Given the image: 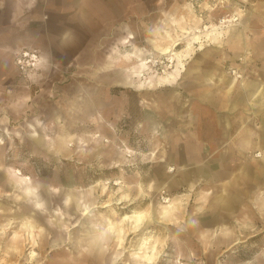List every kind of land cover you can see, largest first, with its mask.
<instances>
[{"label": "rangeland", "instance_id": "obj_1", "mask_svg": "<svg viewBox=\"0 0 264 264\" xmlns=\"http://www.w3.org/2000/svg\"><path fill=\"white\" fill-rule=\"evenodd\" d=\"M233 1L90 0L106 34L92 56L58 72V81L48 79L47 65L34 69L31 57L22 53L26 46L40 47L45 36L61 33L69 17L79 20L81 0H36L32 19L0 21V264H60L65 247L64 264H113L108 252L84 243L79 255L71 244L60 246V240L66 235L73 240L78 228L85 234L97 224L102 230L107 219L121 224L124 215L139 210L147 213L146 220L137 234L128 235L129 244L140 236L157 240L163 251L160 264L170 262L167 251L180 250L186 264H264V96L245 98L254 91L251 85L263 89L264 65H249L248 59L236 65L235 38L184 56L182 62L188 63L182 77H157L153 88L128 79L129 62L110 63L130 50L122 39L131 24L140 33L133 40L158 53L148 40L149 27L140 21L152 25L157 20L168 27L170 15L181 14L191 23L200 19L203 28L232 14L218 16L225 9L217 8ZM262 1L256 0L255 10H264ZM172 27L165 30L170 33ZM220 30L222 36L226 28ZM199 34L192 42L196 51L201 40L211 42L209 35ZM255 57L263 58L264 49ZM158 60L151 62L153 74H176L168 55ZM238 73L247 82L221 93L224 78ZM218 94L225 103L220 104ZM211 96L219 102L216 111L206 105ZM188 149L206 156L221 153L215 160H222L226 176L218 181L195 173L197 178L187 184ZM177 164L184 166L178 169ZM21 176L28 178L21 181ZM207 190L212 193L198 194ZM70 192L74 198L67 203ZM176 197L181 201L174 212L162 216L159 209L166 199ZM86 203L89 214L82 207Z\"/></svg>", "mask_w": 264, "mask_h": 264}, {"label": "crops", "instance_id": "obj_2", "mask_svg": "<svg viewBox=\"0 0 264 264\" xmlns=\"http://www.w3.org/2000/svg\"><path fill=\"white\" fill-rule=\"evenodd\" d=\"M35 2H36V0H35ZM35 2H33V0H0V21L2 22V19H4V17H5L8 20H10V22L17 24V23H20L19 21H21V20L28 19V18L32 19L33 15L29 14V13H31L30 9L32 7H34ZM255 3H256V0H252V1H250V0H234L233 3H231V4L229 2L224 4L225 7L224 6L218 7L217 9H222V11L225 9V11L220 12L218 14V16L221 14H224V13H237L240 16L241 22L233 24L231 26H228L226 28L225 32L223 33L224 35H222V36L221 35L216 36L215 32L211 31L210 29H208L209 31L207 30L206 32L201 31L204 35L200 34V35H203L202 37L209 35L208 39H210V41H211L210 42L211 45L208 44L209 46L219 45L226 38H231V39L235 38V40L237 41L236 43H238V44H235V47L237 50V53L235 54L237 56L236 63H235L236 65H237V62L239 61V59L241 60V63H243V61H246V59H248L247 62H249V65H262V64L264 65V63H263L264 57L263 58L255 57L257 54L260 53V51L262 49H264V26H261L262 24H264V10H261V11L255 10V7H253V5ZM262 3H264V0L262 1ZM3 11H5V12H3ZM161 18H160V20H162ZM170 18H171V21H170V25L168 27L165 25L164 26L161 25L157 20H155V22L152 25H149L148 22H146L144 20L139 22L140 25L149 27L148 28L149 29L148 40H149V42H151L152 49H158L159 50L158 53H153L151 50L147 49L146 47H141L136 40H133V39H136V37H138L140 33L137 31V29H135L134 25L131 24L130 27L132 28V30H130L128 32V35L122 39L123 42H129L131 48L125 54L122 53L120 55L122 58L118 57V58H116V60L114 59L115 61L113 60L114 62L111 60L110 61L111 65H114L116 63L127 64L129 62V65L126 66L125 71L127 73L128 79L131 82L138 81L139 85L143 88H148V87L153 88V87L157 86V82H156L155 78L158 77L161 79L164 75H158V74L149 75L150 74L149 73L150 68L144 67L143 63L139 62V60H137L134 57V54H135L134 52L141 53L142 57H144L148 60L151 59L152 61H154V60L156 61V60H158V57L160 56V54L168 55L167 51L170 49L173 50L175 48V46H176L175 44H177L178 40H181V41H179L180 43L181 42L184 43L185 41L187 42V39H188V43H190V42L192 43L194 41V39L196 38V36H198V35H196L197 34L196 29L201 27L200 26V23H201L200 19H195L194 23H191V22H189V18H187V16L181 15V14L180 15H170ZM167 22L169 23V21H167ZM177 25H179L178 27L180 29L176 27ZM172 26L173 27L175 26V28L173 29ZM17 27H18L17 29H19L20 26H17ZM137 27H139V26H137ZM169 27H172V29L170 30V33H168L169 30H165V28L168 29ZM213 27H215V25H213ZM155 30H157V31H155ZM231 30L235 31L234 36H233V34H231ZM260 30H262V31H260ZM210 32H213V33H211V35H210ZM221 32H220V34H221ZM17 33L18 32H16V34ZM210 36H212V38ZM225 42L229 43L227 41H225ZM204 44H205V42H204ZM237 45H239L240 47H238ZM206 46H207V44H206ZM206 46L203 50H205L207 48ZM176 49H178L177 46H176ZM230 49H232V48H230ZM26 51H28V50H26ZM198 52H201V50L199 49V50H197L196 53L193 52L192 54H198ZM226 53H227V51H226ZM252 53H253V55L251 56L250 54H252ZM151 54L153 56L152 58H150ZM145 55H146V57H145ZM248 55L250 56L249 58H247ZM28 56L31 57L30 63H32L31 64L32 67L34 66V69H43L46 66V57L40 51L33 49L31 52H29ZM41 58H42V60H40ZM178 61H179V59L176 60V64L174 66L176 74L173 71H169L170 75L164 76L161 80H166V79L170 80L171 78L175 79L176 77H178L177 75H179V77H182V72L186 70V65H187L186 63H188V62H185V63L182 62V64H179ZM176 65H177V67H176ZM132 68H135L137 70V72L133 74ZM143 78H144V80H143ZM210 79L211 80L214 79V74H211ZM224 79H225V82H224L225 89H223V91L221 93L226 94V95L231 90V88L235 86L236 83L245 84L247 82V81H245V77H242V78L238 77L237 78V76H234V75L231 76L230 79L229 78H227V79L224 78ZM197 81H198V83H200V82L205 83V81H201V79H197ZM218 82H219V80H218ZM251 86H252V89H254V91L253 90L250 91V96L249 95L245 96V98L246 97L250 98L251 96H257V95H258V97L264 96V87H263V89H261L260 85H259V87H256L255 85H251ZM211 93H212V91L210 90V94ZM207 94H208V88L204 86V97L205 98H206ZM223 94H222V96H221V94H218L219 97L221 96L220 102H221V100H223ZM212 98H213V96H211V100L209 101V104H208V101L206 102L207 103L206 105H209V108H213L216 111V110H218L217 106H219V102H214ZM242 102L244 104L245 103L248 104L249 100H248V98L243 99ZM223 103H225V102H221L220 104H223ZM213 114H215V113H213ZM220 124L221 123H219V125ZM189 146H194L195 148L200 147L196 143H190ZM187 151H188L187 155H184L186 158L185 160L187 161L186 164H189V165L185 166V168H184V171H186V173H187V174L185 173L186 174L185 179L187 181V184L192 180V176L197 178V176H195L197 174H198V176L200 175V176H204V177L210 176L211 179L218 180V181L222 180L226 176L225 172L227 171V169L221 163L222 160H220V162L218 160H215V159L220 158L222 156L221 153L219 154L220 157H218L217 154L216 155L215 154L210 155V153L208 156H206V153H203L201 150H195L194 152H191L190 149H188ZM207 158L210 160H208ZM201 161H203V162L205 161L202 166L195 165V162H201ZM183 166L184 165L177 164L176 167L178 169H181V168H183ZM195 173H197V174H195ZM183 177H184V175H183ZM196 183H197V180L194 181V183L191 186H189L190 190H193L196 188V187H194V185ZM210 192H211V190L200 191V192H198V194H201V193L209 194ZM111 221L112 220H110V219L105 220V223H104L105 225L102 227V230H100L101 229L100 225L96 224V226H94L93 228H96L97 234L95 233L93 236H89L88 234H86L87 228L85 229L86 235L84 234V232L82 231L81 228H78L76 231V234H75L76 236L73 238V240L69 241L68 235L63 236L62 239L60 240V246H62V245L66 246L67 244H71L72 247H75L76 252H78L79 255H81V251L83 250L82 247H83L84 243H87L90 247L96 248L98 251L108 252L110 255H112L111 259H112L113 264H118L119 261L123 260V259L124 260L126 259L125 264H150V262L147 261L145 256L143 254H141L140 250L138 249L139 245L142 243V238H147V237L140 236L138 238V240H136L134 243L129 244L130 234L132 232L137 234L138 231H140V230H137L138 225L135 223L134 224L129 223V225H126V227L128 228L127 230H128L129 236L127 235L126 242H125V246L127 248V250L125 252L126 254L122 256L121 254H119L121 252L120 251L121 248L118 245V234L112 232V230H110V229L108 231V225L107 224H108V222H111ZM112 222H114V221H112ZM117 223L118 224H116V222H114L116 227H119L121 224H119L120 222H117ZM140 227H139V229H140ZM134 228H135V230H133ZM157 242L158 241L156 240V244L158 246V249L160 250V255L156 259L155 264H160V263H158V261H159L160 257L162 256L163 251L161 250V248L159 246L160 244H158ZM112 244H113V246H112ZM136 244H138V245L136 246ZM134 245L136 247H134ZM67 248L69 249L68 250L69 252H73V251L75 252V250H73L71 247L70 248L67 247ZM53 249H54L53 246H51V252ZM63 250L60 249V256H59L60 264H64V261H63L64 259L61 256H62V254H64L66 247ZM166 254H167L166 259L170 260V262H168L167 264H178L177 259L181 260V256L183 255L181 250L178 252L177 251L176 252L175 251H167ZM78 257L79 256L75 253L73 258L76 259ZM164 258L165 257L163 256V259ZM159 262H162V258H161V261H159ZM181 262H183V261L181 260ZM183 263L186 264L185 262H183Z\"/></svg>", "mask_w": 264, "mask_h": 264}, {"label": "clouds", "instance_id": "obj_3", "mask_svg": "<svg viewBox=\"0 0 264 264\" xmlns=\"http://www.w3.org/2000/svg\"><path fill=\"white\" fill-rule=\"evenodd\" d=\"M89 3L90 0H81L79 20L73 22L69 17L61 33L51 37L45 36L40 47L26 46L28 51L22 53L27 57L33 49H39L46 57V75L50 81H58V72H65L69 65L79 62L82 57L92 56L97 43L106 34L105 25L89 7ZM44 19L47 20V16H44ZM2 77L3 75H0V78Z\"/></svg>", "mask_w": 264, "mask_h": 264}, {"label": "bare ground", "instance_id": "obj_4", "mask_svg": "<svg viewBox=\"0 0 264 264\" xmlns=\"http://www.w3.org/2000/svg\"><path fill=\"white\" fill-rule=\"evenodd\" d=\"M238 16L239 17V14L237 13H232L231 15H229V20H227L228 22L227 23H213L211 26L207 25V26H204L203 28H197L196 31L197 32H206L208 29H210L211 31L215 32L216 36H220V29L222 28H227L228 26H231L233 24H236L235 23V18H238L236 17ZM226 21V20H225ZM224 21V22H225ZM241 22V21H240ZM213 25H215V27H213ZM157 31V30H155ZM209 31V30H208ZM213 32H210V35L211 33ZM191 34V33H190ZM197 35V34H196ZM200 35V34H199ZM204 35V34H203ZM224 35V34H223ZM199 37V36H196V38ZM212 38V36H210ZM215 37V36H214ZM216 38V37H215ZM168 39V38H167ZM183 39V38H182ZM204 39V38H203ZM210 40V39H209ZM156 41V40H155ZM167 41V40H166ZM199 41V40H198ZM214 41V40H213ZM202 44H201V47L199 48L201 51L205 48L206 46V43L204 45V41H202ZM151 43V42H150ZM180 42H177V44H175L176 46L179 45ZM167 44V43H166ZM197 47L200 46V43H197ZM208 44L211 45L210 42H207V46H209ZM165 45V44H164ZM166 46V45H165ZM176 46L173 50H166L168 53V56L172 59V65L171 67L175 66L176 64V60L179 59V64H182V60L186 59L184 58V56H189L191 57L192 53H196L197 51L195 50V44L194 43H188L186 44V46L182 49H176ZM172 47V46H171ZM165 49V48H164ZM139 51V50H138ZM134 52V51H133ZM134 57L139 60V62L143 63L144 67L146 68H150V74L149 75H154L153 72L151 71L152 69V65L150 62H152L151 59H146L144 57H142L141 53L139 52H134ZM154 53V52H153ZM37 54V53H36ZM121 57V56H120ZM146 57V55H145ZM122 58V57H121ZM42 60V58L40 59ZM155 61V60H154ZM159 60H156L155 61V65L158 63ZM171 61V60H170ZM114 62V61H113ZM154 63V62H153ZM32 63H30L31 65ZM34 67V66H33ZM36 67V66H35ZM177 67V65H176ZM131 69V68H130ZM237 69L234 70V74H237ZM132 72L133 74L137 72V70L135 68H132ZM148 72V71H147ZM165 74V73H164ZM129 76V75H128ZM158 76V75H157ZM240 76V74L238 73L237 75V78ZM242 76V75H241ZM164 77V76H163ZM162 77V78H163ZM161 78V79H162ZM172 79V78H171ZM230 79V78H229ZM228 79V80H229ZM167 80V79H166ZM238 81V80H237ZM243 83V82H242ZM131 85V83H130ZM148 85V84H147ZM40 123L44 124V122H41ZM30 128H32L33 130H35V134L40 136V134L37 132V129L35 127L34 124L32 123H29L28 124ZM44 155V154H43ZM258 155H261L258 154ZM171 171L174 170L175 168L171 165L170 168H169ZM169 170V171H170ZM28 177L25 178V176H21L20 177V180L21 181H26ZM28 187V186H27ZM71 192L69 193L67 199H66V202L69 203L70 201H72L71 199L74 198L72 197L71 198ZM84 200V199H83ZM86 200V199H85ZM168 203H164V205H162V207L159 209L160 213L162 214V216L168 214L170 211H173L174 212V209L178 206V204L180 203V199L179 197H176L175 199H172V200H168ZM75 202V201H74ZM39 206H44V203L42 201L38 202ZM83 209H84V214H89L90 211H91V208L90 206L86 203V204H83L82 205ZM94 207V206H93ZM40 209H44V208H40ZM68 209V208H67ZM37 211H40L39 209H36ZM69 211V209H68ZM172 212V213H173ZM68 213V212H66ZM174 214V213H173ZM146 215L147 213L144 211V210H139V211H134L132 214H126L123 216V218L120 220L122 223L119 227H116V225L114 224V222H108V229L112 230V232L114 233H117L118 234V245L120 246L121 248V252L119 254H121L122 256L125 255L126 253V246H125V242H126V237L128 235V228L126 227V225H129V223H132V224H137L138 225V228L137 230H139V227L142 226L146 220ZM91 216V214H90ZM148 218V217H147ZM153 219V218H152ZM79 221V220H78ZM32 222V221H31ZM33 223V222H32ZM32 223H27L28 227L32 228L33 227V224ZM71 223V222H70ZM78 223V222H77ZM125 224V225H124ZM131 229V228H130ZM45 230V229H44ZM135 230V229H133ZM47 231V230H46ZM109 231V230H108ZM97 232L96 228H93V227H88L86 229V234H88L89 236H93L95 233ZM97 234V233H96ZM16 237V236H15ZM42 238V237H41ZM43 239V238H42ZM18 240V239H17ZM29 240V239H28ZM151 240V241H150ZM30 243V242H29ZM12 247V246H11ZM132 249V248H131ZM138 249L140 250V253L143 254L145 256V258L147 259L148 262H150V264H155L156 262V259L158 258V256L160 255V250L158 249V246L156 244V241L153 239H144L142 240V243L139 245ZM129 251V250H128ZM138 252V251H137ZM36 252L33 251V255H35ZM177 263L178 264H183V262H181L179 259H177Z\"/></svg>", "mask_w": 264, "mask_h": 264}, {"label": "built area", "instance_id": "obj_5", "mask_svg": "<svg viewBox=\"0 0 264 264\" xmlns=\"http://www.w3.org/2000/svg\"><path fill=\"white\" fill-rule=\"evenodd\" d=\"M222 2V0H216V4L218 5V4H220ZM229 15H231V14H225V15H221L220 17H218L217 19H216V23H227L228 21L227 20H229ZM236 17H238V16H236ZM226 20V21H225ZM235 23H240V21H241V19H240V16L238 17V18H235ZM225 21V22H224ZM213 23H209L208 25L209 26H211ZM205 26H207V25H205Z\"/></svg>", "mask_w": 264, "mask_h": 264}]
</instances>
